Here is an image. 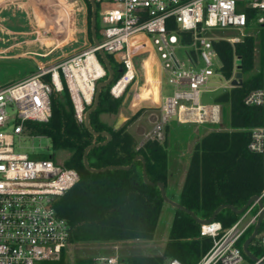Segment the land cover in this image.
Returning <instances> with one entry per match:
<instances>
[{"label": "built area", "instance_id": "1", "mask_svg": "<svg viewBox=\"0 0 264 264\" xmlns=\"http://www.w3.org/2000/svg\"><path fill=\"white\" fill-rule=\"evenodd\" d=\"M99 15L100 38L82 52L71 54L51 65H41L23 79L0 85V264H37L56 260L68 244L69 225L57 215L53 201L78 180L77 172L51 158L31 159L15 151L18 140L29 132L25 121H47L50 97L67 89L77 122L91 105L95 84L106 77L97 50L110 54L119 64V75L108 92L121 97L138 79L136 57L157 54L160 80L170 85L171 94H159L146 139L161 140L171 118L179 124H196L219 129L221 106L202 102V95L225 84L207 87L212 76H220V65L212 40L229 43L242 36L212 37V28H264V0H94ZM253 11L252 14H249ZM189 34V41H181ZM256 43V41L254 40ZM184 48V58L176 54ZM255 48V47H254ZM145 58L141 59L144 65ZM247 105L264 106V84L244 98ZM41 136V135H35ZM138 147V146H137ZM248 148L264 161V124L250 129ZM264 203V188L258 195ZM259 208L250 203L234 222L223 227L211 220L199 225V235L212 244L195 264H258L264 260V231H258L255 244L261 248L256 261L241 249L244 234L253 228ZM254 241V240H253ZM91 264H120L117 255L95 256ZM161 264H182L176 258Z\"/></svg>", "mask_w": 264, "mask_h": 264}, {"label": "trees", "instance_id": "2", "mask_svg": "<svg viewBox=\"0 0 264 264\" xmlns=\"http://www.w3.org/2000/svg\"><path fill=\"white\" fill-rule=\"evenodd\" d=\"M85 2L91 11L89 1ZM252 13L250 11L249 14ZM98 34L96 15L97 39ZM260 34L264 48V28H261ZM181 41L188 42L189 34H185ZM212 46L220 60L216 69L220 78L230 79L235 68L244 77L240 84L219 89L211 97L210 102L221 106V121L225 116L226 127L205 132L195 141L189 154L176 201L199 218H208L217 206L224 203L236 209L241 208L249 197L259 195L264 188V161L261 154L248 148L250 129L264 124V106L244 103L250 91L264 84V69L245 76L253 67L254 37L244 35L232 44L223 39H214ZM106 56L115 79L120 73V66L110 54L106 53ZM236 59L239 60L238 64L235 63ZM108 88L109 85H106L100 89L98 104L89 114V125L94 131H108L111 137L106 143L88 150L87 162L92 168L130 164L128 169L91 172L84 167L82 153L85 146L101 142L105 137L91 134L83 122L76 121L66 88L51 95V112L47 121H25L26 130L33 135L47 137L52 150H68L69 155L62 164L78 174L77 182L53 201L57 215L63 217L69 225L68 243L151 239L165 203L157 186L143 182L141 161L132 162V159L137 154L142 155L147 178L153 182L162 181L166 191V146L158 140L147 139L137 147L127 126L140 115L141 110L133 113L117 129L101 121L100 113H117L121 103V97H112ZM166 194L171 198L169 193ZM237 217L238 214L229 208H223L217 212L214 220L225 228ZM251 230L244 234L241 243ZM258 231H264V217ZM211 244V237L199 235V224L188 213L173 208L161 255H128L118 259L120 264H161L165 259L172 258L182 264H195ZM249 250L255 256L261 254L255 239L249 244ZM62 252L59 259L49 261L52 264H63ZM76 263L91 264V260L78 258Z\"/></svg>", "mask_w": 264, "mask_h": 264}, {"label": "rangeland", "instance_id": "3", "mask_svg": "<svg viewBox=\"0 0 264 264\" xmlns=\"http://www.w3.org/2000/svg\"><path fill=\"white\" fill-rule=\"evenodd\" d=\"M96 15L100 29L101 21L97 12ZM89 22L90 11L85 0H0V85L17 82L33 74L38 66L51 65L66 56L84 51L92 43L89 35ZM260 31L261 28L252 26L243 29L212 28L208 30V33L212 37L242 36L246 33L253 35L256 41L253 67L248 74H245L247 76L264 69V62H262L264 48H262L260 42ZM98 38H100V33ZM176 54L184 58V48H177ZM148 56L149 54L136 57L138 72L136 91H139L145 83L143 75L145 68L141 65V59H146ZM154 59L158 64L160 63L157 54H154ZM237 71V68H235L234 72ZM230 79L220 78L216 75L212 76L207 82V87L213 88L225 84V80ZM159 80L158 78V89ZM162 80H165V78ZM229 87L230 83L228 81L226 82V89ZM172 89L170 85L163 82L162 94L169 95L172 93ZM133 91L134 87L127 88L121 96L119 107L122 108L123 106V109L129 113L138 108L137 110H141V114H147L151 106L156 103L147 100L140 103L141 107L134 106L131 100ZM217 91L219 89L204 93L201 101L210 102L211 97ZM131 106H134V108L129 109ZM108 116L106 113L101 114L102 119H107ZM225 119V116H223V122H221L223 127H226ZM144 120L145 129L142 132L134 133L137 146L147 140L144 132L150 127V121L147 118H144ZM169 122L170 124H167L164 128L163 138L158 141L163 142L167 149L170 178H174V181L178 180L181 183L185 165L188 163V152L190 153L192 149V142L214 128L208 127L206 124L196 125L195 123L178 125L173 121V118ZM14 141L15 151L26 153L31 159L52 156L51 159L55 163L62 164L69 155L68 150H52L50 141L45 136H35L29 133L19 140L15 138ZM173 169L175 173H173ZM167 190L169 191L168 188ZM172 215L173 208L164 203L156 231L151 239L68 243L62 252L64 256L63 264H77L76 259L78 258H89L92 261L98 255H117L119 259L128 255H161L169 232ZM167 260L169 259H165L163 262ZM250 261L248 258L244 259V263H250ZM37 264H52V261L44 260L37 262Z\"/></svg>", "mask_w": 264, "mask_h": 264}, {"label": "water", "instance_id": "4", "mask_svg": "<svg viewBox=\"0 0 264 264\" xmlns=\"http://www.w3.org/2000/svg\"><path fill=\"white\" fill-rule=\"evenodd\" d=\"M91 6V11H90V22H89V30H90V36L92 39V42L97 45L98 41H97V37H96V11H95V3L94 0H88ZM97 54L99 59L101 60L102 64L104 65V68L106 70V77L102 80H99L98 82H96L95 84V89H94V96H93V100L91 105L85 110L84 112V118H83V123L85 125V127L87 128V130L93 134V135H103L105 137V139L101 142H92L90 144H88L87 146H85V148L83 149V153H82V162L84 167L91 171V172H98V171H103L106 169H128L130 167V164L128 165H106L100 168H92L88 165L87 162V152L90 148L98 145V144H104L106 143L111 135L108 131L102 130V131H94L91 126L89 125V114L92 110H94L98 104V100H99V93H100V89L106 85H109L113 79H114V71L109 63V60L107 59L106 54L101 50L98 49L97 50ZM236 64L239 63V60L236 59L235 61ZM242 81V73L240 71L234 72L233 77L229 80L230 86H234L237 84H240ZM122 118V119H121ZM123 122V117L119 116L117 118V120L115 121V123L113 124V129H117L121 126ZM135 160H140L141 164H142V180L144 183L149 184V185H155L158 187L159 189V193L160 196L162 198V200L169 204L171 207L173 208H177L180 210H183L184 212L188 213L197 224H203L206 222H209L211 220L214 219L215 215L217 214V212L223 208H229L230 210H232L235 214H240L250 203L252 202H256L257 206L259 208V212L257 215V219L256 222L252 228V231L250 232V234L243 240L242 244H241V249L243 251V253L245 254V256L251 260V261H256L257 257L252 254L249 250V244L255 239L256 234L258 233V229L260 227L261 221H262V217H264V203H262L261 199L259 198L258 195H252L251 197L248 198V200L245 202V204L241 207V208H234L231 204L228 203H224V204H220L219 206H217L212 214L208 217V218H199L197 217L192 211H190L189 209L185 208L183 205H181L180 203H178L176 200L170 198L169 196H167L165 188H164V183L162 181H150L147 178V174H146V169H145V160L142 157V155L137 154L133 157L132 162H134ZM258 264H264V260H259Z\"/></svg>", "mask_w": 264, "mask_h": 264}, {"label": "crops", "instance_id": "5", "mask_svg": "<svg viewBox=\"0 0 264 264\" xmlns=\"http://www.w3.org/2000/svg\"><path fill=\"white\" fill-rule=\"evenodd\" d=\"M153 67V66H152ZM144 68H145V66H144ZM153 69H154V67H153ZM229 81V80H228ZM227 80H226V82H228ZM159 93H162V84H163V80H159ZM148 83L149 82H146V83H144V85H142V87H141V89H147L148 90ZM132 87H134V93L136 92V82L135 83H133L129 88H132ZM151 88L153 89V88H155V86H154V80H153V83H152V86H151ZM155 90H156V88H155ZM149 91V90H148ZM134 93L131 95L132 97V101H133V105L134 106H136V107H141L140 106V103L141 102H144L145 100H142V101H138V102H134ZM159 95V94H158ZM155 103V102H154ZM134 106H131L129 109H131L132 107L134 108ZM124 107L122 106V108L121 107H119V109H118V112L117 113H107V112H103V113H106V114H108L109 116H108V118L107 119H102V117H101V114L102 113H100V115H99V118H100V120L101 121H103V122H105V123H107V124H109V125H112V128H113V124L115 123V121L117 120V118L119 117V116H122L123 117V122L122 123H124L133 113H135L136 112V110L138 109V108H135V110L134 111H132V113H129V112H127V111H125L124 109H123ZM159 114V111L157 110V108H156V104L154 105V106H151V109H149V111H148V113L147 114H144V113H140V115L134 120V121H132L128 126H127V130L134 136V133H138V132H142L144 129H145V124H144V122H145V120H144V118H147V119H149V121H150V127L144 132V134H146L150 129H151V127H152V122L151 121H153V119L157 116ZM145 116V117H144ZM122 119V118H121ZM172 121V120H171ZM173 121H175L174 119H173ZM175 123H177L176 121H175ZM168 124H170V122L168 123ZM178 125H183V124H179V123H177ZM122 125V124H121ZM195 141L196 140H194L193 142H192V146H193V144L195 143ZM191 146V147H192ZM191 152V151H190ZM190 153L188 152V155H189ZM188 159H189V156H188ZM187 159V160H188ZM188 164V163H187ZM186 167H185V169H184V175H185V171H186V168H187V165H185ZM173 173H175V171H174V169H173ZM184 175H183V178H184ZM171 176L169 175V173H168V178H167V187H166V192L168 193L169 192V195L171 196V198L172 199H174V200H176V197H177V195H178V192H179V189H180V187H181V184H182V181H183V178H182V181H181V183H179L178 182V180H176V181H174V178L173 179H171L170 178ZM172 187H174L175 189H173ZM167 188L169 189V191L167 190Z\"/></svg>", "mask_w": 264, "mask_h": 264}, {"label": "bare ground", "instance_id": "6", "mask_svg": "<svg viewBox=\"0 0 264 264\" xmlns=\"http://www.w3.org/2000/svg\"><path fill=\"white\" fill-rule=\"evenodd\" d=\"M145 66V71H144V77H145V83H148V90L147 89H140L139 91H136L134 93V102H138V101H142V100H150L153 102H157L159 99V89L157 87V79L159 78L158 75V66H157V62L154 59V56L151 54L149 55L145 60H144V65ZM154 69H153V67ZM160 79V78H159ZM154 80V86H156V90L155 88H151L152 83Z\"/></svg>", "mask_w": 264, "mask_h": 264}]
</instances>
